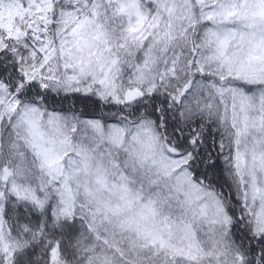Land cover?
<instances>
[{
  "label": "snow or ice",
  "instance_id": "snow-or-ice-1",
  "mask_svg": "<svg viewBox=\"0 0 264 264\" xmlns=\"http://www.w3.org/2000/svg\"><path fill=\"white\" fill-rule=\"evenodd\" d=\"M0 264H264V0H0Z\"/></svg>",
  "mask_w": 264,
  "mask_h": 264
}]
</instances>
